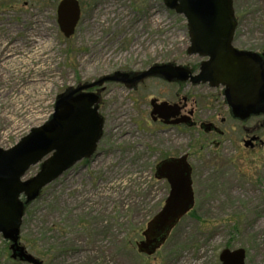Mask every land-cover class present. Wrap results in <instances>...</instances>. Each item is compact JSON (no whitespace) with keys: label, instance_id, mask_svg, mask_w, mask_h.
Wrapping results in <instances>:
<instances>
[{"label":"rangeland","instance_id":"374dc122","mask_svg":"<svg viewBox=\"0 0 264 264\" xmlns=\"http://www.w3.org/2000/svg\"><path fill=\"white\" fill-rule=\"evenodd\" d=\"M60 1L0 0L1 149L47 124L70 87L156 64L197 71L202 61L186 53V20L163 0H77L81 18L70 38L57 23ZM233 10V45L264 52V0H233ZM89 91L99 97L102 137L90 159L26 207L19 243L29 254L43 264H221L224 249L241 248L245 264H264V147L244 148L240 126L221 123L228 107L220 87L149 78L133 89L104 83ZM153 99L194 110L196 126L152 121ZM199 123L223 134L205 133ZM183 155L194 206L155 255H139L135 244L169 193L154 178L156 164ZM8 246L0 235V264H19Z\"/></svg>","mask_w":264,"mask_h":264},{"label":"water","instance_id":"95a60500","mask_svg":"<svg viewBox=\"0 0 264 264\" xmlns=\"http://www.w3.org/2000/svg\"><path fill=\"white\" fill-rule=\"evenodd\" d=\"M163 4L185 18L189 36L186 53L203 59L197 72L170 63L156 64L140 73L115 72L91 84L70 87L57 96L47 124L31 129L11 148H0V235L9 243L12 260L43 264L19 243L25 209L39 198L46 186L96 152L104 122L98 112L99 97L89 90L102 87L104 83L133 88L147 78H160L167 83L207 84L210 88L223 89L233 118L246 120L252 115H264V53L233 46L237 29L233 0H163ZM56 15L64 37L70 38L81 17L79 2L61 0ZM150 105L152 121L174 117L180 109L155 99ZM172 124L190 126V116ZM204 125L206 131L211 130L212 124ZM249 143L245 142V147ZM39 163L37 174L23 181L29 168ZM191 173L187 155L167 158L157 164L155 179L166 180L169 193L162 208L142 232L143 240L136 244L138 253L147 257L154 255L179 220L193 208ZM245 259L246 252L241 248L224 249L219 255L221 264H245Z\"/></svg>","mask_w":264,"mask_h":264},{"label":"flooded vegetation","instance_id":"af4514ba","mask_svg":"<svg viewBox=\"0 0 264 264\" xmlns=\"http://www.w3.org/2000/svg\"><path fill=\"white\" fill-rule=\"evenodd\" d=\"M235 37V36H234ZM234 41V40H233ZM236 48V47H235ZM239 49V48H238ZM239 50H245V51H252V52H255V53H259V54H263L264 52H258V51H255V50H251V49H239ZM140 84V83H139ZM139 84H137V85H139ZM171 84V83H170ZM175 84H177V85H179V84H182V83H175ZM136 85V86H137ZM125 86V85H124ZM208 86V85H207ZM126 87H128V86H126ZM209 87V86H208ZM134 88V87H133ZM133 88H129V89H133ZM221 89V88H220ZM221 91H222V93H223V90L221 89ZM172 113V112H171ZM228 118H226V119H222V121H221V123L222 124H225L227 121L230 123V124H235V125H239L240 126V130H241V132H242V134H241V138H239L240 139V144H242L243 146H244V148H247L248 150H254V149H258V148H262V147H264V128H263V124H264V115H252V116H250L249 118H247L246 120H238V119H235V118H233L232 116H231V113H230V111H229V108H228ZM194 115H195V112H194V110L193 111H186V107L184 106L183 108H181L180 107V109H179V111H178V114L177 115H175L174 117H171V118H169V119H166V120H161V119H157V120H155L154 122H156V121H159L160 123H162L163 125H165V126H170V127H173V126H175V127H180V126H186L185 124H172L173 122H175V121H177V120H179V119H181L182 117H184V116H190V119H191V125L189 126L188 125V127H191V126H193V127H195L196 126V122H194V121H192V118L194 117ZM205 123H199L198 124V127H199V129H201V130H203L205 133H208V134H223V132L222 131H220V129L219 128H217L214 124H212V123H210V124H212V128H211V130H209V131H206L205 130V125H204ZM247 141H250V143L249 144H247V146L245 147V142H247ZM165 160V159H164ZM163 161V160H162ZM161 162V161H160ZM158 164V163H157ZM157 164H156V166H157ZM156 168V167H155ZM154 178H155V176H154ZM157 181H164L165 183H167V181L166 180H157ZM168 184V183H167ZM168 187H169V185H168ZM167 198V197H166ZM166 200V199H165ZM165 202V201H164ZM163 205H164V203H163ZM162 208V207H161ZM160 208V209H161ZM158 213V212H157ZM156 213V214H157ZM155 214V215H156ZM154 215V216H155ZM153 216V217H154ZM152 217V218H153ZM151 218V219H152ZM150 219V220H151ZM182 219V218H181ZM181 219L179 220V222L181 221ZM149 220V221H150ZM148 221V222H149ZM147 222V223H148ZM179 222L176 224V226L179 224ZM147 225V224H146ZM176 226L170 231V233H169V235L167 236V239L169 238V236L171 235V233L174 231V229L176 228ZM145 230V229H144ZM143 232V231H142ZM142 232H141V237H142ZM167 239L165 240V242H164V244L166 243V241H167ZM141 240H143V237L138 241V242H140ZM137 242V243H138ZM136 243V244H137ZM136 244H135V247H136ZM163 244V245H164ZM162 245V246H163ZM161 246V247H162ZM160 247V248H161ZM159 248V249H160ZM158 249V250H159ZM157 250V251H158ZM156 251V252H157ZM136 252L138 253V251H137V248H136ZM156 252H155V254H156ZM139 255H143V254H140V253H138ZM154 254V255H155ZM143 256H145V255H143ZM153 256V255H152ZM145 257H147V256H145ZM151 257V256H150Z\"/></svg>","mask_w":264,"mask_h":264},{"label":"trees","instance_id":"16d2710c","mask_svg":"<svg viewBox=\"0 0 264 264\" xmlns=\"http://www.w3.org/2000/svg\"><path fill=\"white\" fill-rule=\"evenodd\" d=\"M239 221V220H238ZM235 226V229L237 230L238 229V225H234ZM19 264H21V263H19Z\"/></svg>","mask_w":264,"mask_h":264},{"label":"bare ground","instance_id":"6f19581e","mask_svg":"<svg viewBox=\"0 0 264 264\" xmlns=\"http://www.w3.org/2000/svg\"><path fill=\"white\" fill-rule=\"evenodd\" d=\"M25 215V214H24Z\"/></svg>","mask_w":264,"mask_h":264}]
</instances>
